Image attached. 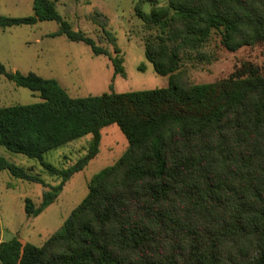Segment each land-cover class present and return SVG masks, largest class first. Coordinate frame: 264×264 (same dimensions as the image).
<instances>
[{
  "label": "trees",
  "instance_id": "trees-1",
  "mask_svg": "<svg viewBox=\"0 0 264 264\" xmlns=\"http://www.w3.org/2000/svg\"><path fill=\"white\" fill-rule=\"evenodd\" d=\"M137 0L135 14L157 34L144 40L145 58L168 75L163 87L70 96L54 78L32 71L0 74L37 92L39 101L0 106V146L39 161L60 178L26 215L53 202L65 181L92 159L100 129L115 123L128 146L88 182L87 194L40 246L0 241L1 264H264V72L243 61L212 82L180 84L191 54L209 60L212 34L229 50L264 42V0ZM152 3L148 12L143 3ZM32 15H0V29L59 22L52 36L93 39L72 30L52 0H32ZM114 74L121 59L108 55ZM90 134L86 153L57 168L48 150ZM0 170L44 184L39 175L0 155Z\"/></svg>",
  "mask_w": 264,
  "mask_h": 264
},
{
  "label": "rangeland",
  "instance_id": "rangeland-1",
  "mask_svg": "<svg viewBox=\"0 0 264 264\" xmlns=\"http://www.w3.org/2000/svg\"><path fill=\"white\" fill-rule=\"evenodd\" d=\"M61 19L74 31H81L105 49L107 54H94L83 41L68 39L64 34L52 36L59 28L56 20H42L33 25H16L0 29V64L7 71H32L54 78L70 96L99 95L163 87L168 75L154 71L144 55V40L157 34L146 28L135 14L137 0H52ZM157 0L154 5H163ZM152 3L141 9L148 12ZM32 0H0V15H32ZM209 60L191 54L182 59L177 71L180 84L212 82L228 75L243 61L255 63L264 72V42L229 50L212 34L204 46ZM108 55L121 59L123 74H114ZM37 92L17 86L0 74V106L39 101ZM90 134L83 135L44 153L43 159L57 168L66 167L87 151ZM128 142L115 123L100 129L96 155L67 179L56 199L36 215H26L24 198L34 206L41 202L42 192L56 185L60 178L45 172L39 161L0 146V155L25 170L37 174L44 184L22 180L0 170V237H12L22 243L40 246L62 224L70 211L87 194L88 182L102 168L112 165L127 149Z\"/></svg>",
  "mask_w": 264,
  "mask_h": 264
},
{
  "label": "crops",
  "instance_id": "crops-1",
  "mask_svg": "<svg viewBox=\"0 0 264 264\" xmlns=\"http://www.w3.org/2000/svg\"><path fill=\"white\" fill-rule=\"evenodd\" d=\"M0 241H3L1 237H0ZM0 264H1V263H0Z\"/></svg>",
  "mask_w": 264,
  "mask_h": 264
}]
</instances>
